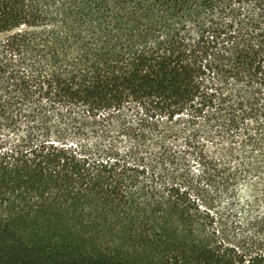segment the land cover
<instances>
[{"label": "trees", "instance_id": "obj_1", "mask_svg": "<svg viewBox=\"0 0 264 264\" xmlns=\"http://www.w3.org/2000/svg\"><path fill=\"white\" fill-rule=\"evenodd\" d=\"M120 120L147 154L81 136ZM183 160L236 207L264 182V0H0V264H114L19 241L5 207L38 202L137 235L163 264H264V198L240 206L252 236L229 237L177 181Z\"/></svg>", "mask_w": 264, "mask_h": 264}, {"label": "rangeland", "instance_id": "obj_2", "mask_svg": "<svg viewBox=\"0 0 264 264\" xmlns=\"http://www.w3.org/2000/svg\"><path fill=\"white\" fill-rule=\"evenodd\" d=\"M128 119L132 120L130 117ZM125 123L120 120L109 127L99 128L95 132L87 131L81 136L95 147H114L124 154L131 151L137 155L147 154L153 146L151 142L132 138L131 132L129 133L124 127L127 125ZM181 163L183 168L179 171L177 181L189 190L194 198H199L200 204L219 214L216 222L221 232L234 239L253 234L254 230L247 223V216L240 206H243L250 195L252 201H254L253 197L264 198L262 178L258 175L251 176L247 186L243 185L241 190L247 189L248 194L246 196V193H240L237 208L232 203V199L215 191L214 185L202 176L201 167L197 161L183 160ZM249 164L251 166L253 164L251 159ZM5 213L9 226L16 232L19 241L39 251L75 257L92 255L114 264H163L156 258L154 250L142 247L141 239L137 235L118 232L109 226L88 220L77 212L60 210L48 202H38L33 212L23 206L8 204L5 207ZM203 217L204 214H196L194 220H191L189 216H184L187 222H182L191 227L197 221L202 222ZM158 223V230L164 237L163 248L179 246L181 236L176 219L161 217Z\"/></svg>", "mask_w": 264, "mask_h": 264}]
</instances>
